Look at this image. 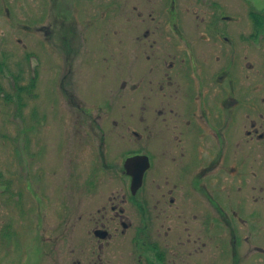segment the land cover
<instances>
[{
	"label": "rangeland",
	"instance_id": "obj_1",
	"mask_svg": "<svg viewBox=\"0 0 264 264\" xmlns=\"http://www.w3.org/2000/svg\"><path fill=\"white\" fill-rule=\"evenodd\" d=\"M178 1L182 24L192 12L255 17L264 68V0ZM146 55L158 57V0H0V264H137L138 254L190 264L187 218L167 211L161 248L165 228L144 215V204L158 210V159L135 197L122 172L145 135L158 157V72ZM124 195L125 236L113 220Z\"/></svg>",
	"mask_w": 264,
	"mask_h": 264
},
{
	"label": "flooded vegetation",
	"instance_id": "obj_2",
	"mask_svg": "<svg viewBox=\"0 0 264 264\" xmlns=\"http://www.w3.org/2000/svg\"><path fill=\"white\" fill-rule=\"evenodd\" d=\"M197 2L187 3L192 9ZM180 4L158 0V57L145 56L153 65L148 71L158 72V157L149 149L150 134L145 135L146 149L140 156L148 165L135 193L130 175L126 169L122 172L130 179L131 198L135 197L158 159V210L150 212L144 204V215L158 218L160 228H165L158 230L161 248L159 240L172 232L164 218L170 210L176 218H187L190 264L201 250L204 263L210 264L211 248L218 264H264V68L259 65V21L209 18V12L198 17L192 12L190 24H182L186 18L179 19ZM143 161L135 167L143 168ZM121 202L113 220L119 219L125 236L134 221L124 209L127 196ZM93 235L112 238L105 228L93 230ZM142 259L138 254L135 262Z\"/></svg>",
	"mask_w": 264,
	"mask_h": 264
},
{
	"label": "water",
	"instance_id": "obj_3",
	"mask_svg": "<svg viewBox=\"0 0 264 264\" xmlns=\"http://www.w3.org/2000/svg\"><path fill=\"white\" fill-rule=\"evenodd\" d=\"M143 159L145 158H141V156H134V157L128 158L125 161L126 171L134 179L133 185H131V188L133 190L139 186L140 181H141L142 172L148 165L145 161H143ZM139 161L141 162L143 161L144 163V167L141 169H137V167H135L137 164H139Z\"/></svg>",
	"mask_w": 264,
	"mask_h": 264
}]
</instances>
